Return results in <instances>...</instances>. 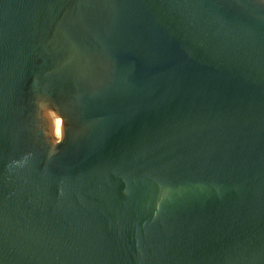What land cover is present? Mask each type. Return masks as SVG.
Segmentation results:
<instances>
[{
	"label": "water",
	"instance_id": "95a60500",
	"mask_svg": "<svg viewBox=\"0 0 264 264\" xmlns=\"http://www.w3.org/2000/svg\"><path fill=\"white\" fill-rule=\"evenodd\" d=\"M0 264H264V0H0Z\"/></svg>",
	"mask_w": 264,
	"mask_h": 264
}]
</instances>
